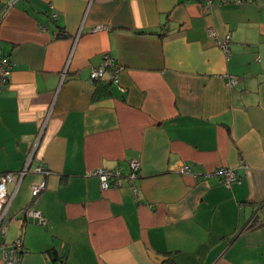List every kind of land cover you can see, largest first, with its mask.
I'll use <instances>...</instances> for the list:
<instances>
[{"label":"crops","instance_id":"0c3cea01","mask_svg":"<svg viewBox=\"0 0 264 264\" xmlns=\"http://www.w3.org/2000/svg\"><path fill=\"white\" fill-rule=\"evenodd\" d=\"M104 53L119 85L89 77ZM1 57L0 244L19 238L20 264H264V0H0Z\"/></svg>","mask_w":264,"mask_h":264},{"label":"built area","instance_id":"2783aa9c","mask_svg":"<svg viewBox=\"0 0 264 264\" xmlns=\"http://www.w3.org/2000/svg\"><path fill=\"white\" fill-rule=\"evenodd\" d=\"M210 2V0H208ZM102 27H95L93 31L101 30ZM207 34L210 38L214 40L215 45L220 48L222 51H228V47L230 44V37L226 35L222 39L216 38L214 32L207 28ZM12 70V63L7 58H0V88L1 86L8 80ZM119 74L120 67L115 64L113 59L109 56L108 53H104L102 55V62L99 67L92 68L89 77L92 80H101L105 77L114 84L119 85ZM227 83L229 85H234L236 83L235 77H228ZM139 167L140 163L138 159H131L129 161V172L125 176V179L128 183V190L131 194H136V187L134 185V181L139 176ZM190 167L188 165H182L179 169V172L182 174L191 173ZM28 171V162L25 167L20 171V178L23 177ZM33 173L47 175L49 171L42 164H37ZM220 176V180L222 184L229 188L232 183L237 181L236 175L234 171L230 168L221 167L213 172ZM212 173V174H213ZM99 179L101 188H108L110 185L116 187L119 185V181L122 178V174L118 168L115 169H97L94 173ZM12 173L6 172L0 174V233L4 237L7 230V222L5 220V215L7 210L9 209L13 195H9L6 190V183L11 181ZM46 181L41 179L31 185L30 193L32 197H38L41 193L46 190ZM24 214L26 217L31 218L34 222L38 224H44V217L37 210L32 207H27L24 210ZM1 251V262L2 264H20L21 252H22V242L18 238L11 242L10 244H0Z\"/></svg>","mask_w":264,"mask_h":264},{"label":"water","instance_id":"95a60500","mask_svg":"<svg viewBox=\"0 0 264 264\" xmlns=\"http://www.w3.org/2000/svg\"><path fill=\"white\" fill-rule=\"evenodd\" d=\"M149 255L152 258V260L158 264H160V262L164 259V257L154 254V253H149Z\"/></svg>","mask_w":264,"mask_h":264}]
</instances>
